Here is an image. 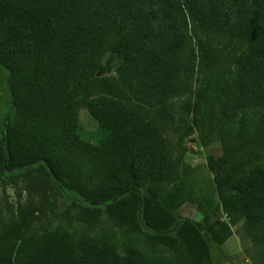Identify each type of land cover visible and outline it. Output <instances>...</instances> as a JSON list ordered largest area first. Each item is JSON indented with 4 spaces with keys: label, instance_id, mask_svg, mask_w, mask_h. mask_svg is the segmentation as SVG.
I'll use <instances>...</instances> for the list:
<instances>
[{
    "label": "trees",
    "instance_id": "16d2710c",
    "mask_svg": "<svg viewBox=\"0 0 264 264\" xmlns=\"http://www.w3.org/2000/svg\"><path fill=\"white\" fill-rule=\"evenodd\" d=\"M0 70L10 106L0 182L47 192L39 230L0 215V264H171L136 237L123 248L100 226L82 237L54 226L69 193L86 218L105 211L125 233L151 234L174 264H212L210 244L222 246L231 227L264 245V165L247 169L264 155V0H0ZM197 76L191 134L221 146L207 160L227 222H210L211 198L187 192L164 136L170 100ZM82 109L102 132L96 144L77 133ZM185 201L202 227L178 214Z\"/></svg>",
    "mask_w": 264,
    "mask_h": 264
},
{
    "label": "rangeland",
    "instance_id": "374dc122",
    "mask_svg": "<svg viewBox=\"0 0 264 264\" xmlns=\"http://www.w3.org/2000/svg\"><path fill=\"white\" fill-rule=\"evenodd\" d=\"M107 78H116L117 75L111 72ZM202 86L201 76H197L192 87L183 95L170 100L169 107L173 119L164 131V136L169 144L171 157L180 164L179 181L185 183L187 192L198 197H210L214 208V217L227 222L225 215L221 211L217 195L213 186V174L209 170V156L218 158L222 149L219 142L211 144L209 147H200L195 143L196 136L191 134L192 111L195 100ZM105 95L102 92L94 94L91 99ZM9 101L6 85L4 83V73L0 70V120L9 111ZM224 128L235 131L237 123H224ZM77 133L83 140L96 144L102 138V132L98 128L97 122L91 117L86 109L79 113V124ZM264 165V155L258 160L250 161L247 169L252 170L257 166ZM174 183L164 184L171 188ZM143 188L148 186H158L160 183L145 182ZM25 190H22L24 189ZM49 191V190H48ZM47 192L40 184L33 185L32 181L19 186L8 185L0 182V215L7 221H11L12 227L20 230L23 227L39 230L43 227L42 215L39 212L44 206ZM85 207L75 194L69 193L60 197L58 208L54 217V226H60L72 231L77 237L85 235L87 228L103 227L107 234L119 246L125 248L131 237L138 238L137 246L151 257L167 256L174 264V254L164 245L154 242L151 234L145 231L125 233L126 229L116 222L112 217L101 211L99 220L93 217L86 218ZM178 214L191 221L199 223L202 227L203 216L198 211L197 206L185 201L179 208ZM25 229V228H24ZM231 237L222 245L210 244L212 264H264V245L257 249L246 235L241 233L238 227H231Z\"/></svg>",
    "mask_w": 264,
    "mask_h": 264
}]
</instances>
